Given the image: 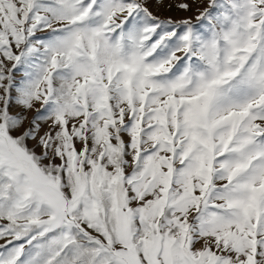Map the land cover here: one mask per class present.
Here are the masks:
<instances>
[{
  "label": "snow or ice",
  "instance_id": "obj_1",
  "mask_svg": "<svg viewBox=\"0 0 264 264\" xmlns=\"http://www.w3.org/2000/svg\"><path fill=\"white\" fill-rule=\"evenodd\" d=\"M0 264H264V0H0Z\"/></svg>",
  "mask_w": 264,
  "mask_h": 264
},
{
  "label": "rangeland",
  "instance_id": "obj_2",
  "mask_svg": "<svg viewBox=\"0 0 264 264\" xmlns=\"http://www.w3.org/2000/svg\"><path fill=\"white\" fill-rule=\"evenodd\" d=\"M189 2H191V0H189ZM195 7L196 5L193 4V12H182L176 8H172V9H167L166 7L163 8H157L155 5L152 6V10L162 16V17H172L173 19H180V18H184L187 16H194L195 15Z\"/></svg>",
  "mask_w": 264,
  "mask_h": 264
}]
</instances>
